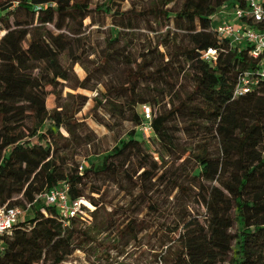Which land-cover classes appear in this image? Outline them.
Segmentation results:
<instances>
[{
	"label": "trees",
	"instance_id": "16d2710c",
	"mask_svg": "<svg viewBox=\"0 0 264 264\" xmlns=\"http://www.w3.org/2000/svg\"><path fill=\"white\" fill-rule=\"evenodd\" d=\"M112 2L0 0V206L26 211L0 264H68L77 251L86 260L91 257L92 264H125L118 256L128 246L140 247V235L150 225L136 216L133 203L108 207L98 188L86 196V181L94 175L132 182L142 190L135 197L153 212L160 210L148 194L153 180H170L173 189L193 192L203 206L194 214L177 209L174 226L160 223L163 233L177 231V237L162 241L160 253L147 256L145 264H156L158 256L161 264H264V80L233 96L239 74L259 67L260 61L249 54V45L219 36L214 19L224 7L243 6V0L151 2L140 15L171 19L175 40L164 43L161 62L123 54L118 81L106 86L104 102L98 100L111 114L129 120L130 129L89 166L70 163L64 150L56 154L61 139L68 145L61 130L75 136L81 124L77 108H47L45 102L52 103L57 84L68 81L72 65L79 62L75 41L86 18L92 13L118 21L130 18V9L120 12ZM170 3L177 4L175 10L166 8ZM20 10L24 17L17 15ZM128 23L123 27L132 28ZM209 48L216 50L215 57L203 59ZM112 57L107 51L102 65ZM85 81L77 86L85 87ZM144 83L170 86L168 107L155 109L153 117L151 111L150 120L141 105L156 108L163 99L145 92ZM146 123L174 154L169 169L159 172L155 162L152 168L145 163L135 168L127 160L136 153L151 161L143 153L144 143L135 138L136 128ZM60 184L71 198L87 197L94 206L90 223L74 217L64 225L56 207L38 198Z\"/></svg>",
	"mask_w": 264,
	"mask_h": 264
},
{
	"label": "rangeland",
	"instance_id": "374dc122",
	"mask_svg": "<svg viewBox=\"0 0 264 264\" xmlns=\"http://www.w3.org/2000/svg\"><path fill=\"white\" fill-rule=\"evenodd\" d=\"M89 1L101 3L107 0ZM153 1L155 0H113L112 7L120 12L130 9L126 13L130 17L129 19L124 18L123 21H118L109 15L92 13L91 17L84 20L79 41H75L78 46L76 52L79 62L72 65L69 72L70 79L68 81L60 80L57 84L56 94H51L52 103L47 104L45 102L47 108L60 105L58 110L62 108L63 110L71 108L73 110L77 108L78 110L75 116L81 126L77 128L75 136L69 135L62 129L61 134L66 138L68 145L65 146V139H61L54 146L58 150L56 154L61 150L66 151L70 163H81L89 166L92 162H100L103 153L109 150L118 138L125 137L126 131L130 129L129 120L120 114H111L106 107L98 103V100L104 102L103 97L106 93V86L111 83V80L118 81L117 74L120 73L118 71L122 68L123 54L135 59L140 56H154L158 62H161L159 54L165 50L164 43L170 39L175 40V25L171 19L165 20L160 16L140 15V12ZM176 7V3H170L166 8L175 10ZM17 15L24 17L26 13L20 10ZM219 18L218 15L214 17L215 20H219ZM10 20L12 22L13 18ZM129 21L132 28L123 27L127 26ZM118 32H120V37L118 40H114ZM3 33V31H0V36ZM107 51L112 52L113 57L109 59V65L103 66L101 63L103 62L102 57ZM116 57L119 59H116ZM96 66L100 67L96 69ZM84 78H86L85 87L77 86ZM144 86L145 92L150 95L158 94L159 100L163 99L156 108L150 105L153 117L155 109L168 107L170 86L160 83L158 85L144 83ZM81 95L85 97V100L81 99ZM172 122L173 125L179 127L177 120ZM144 127L143 125L136 128L135 138L144 143L143 153H148L151 156V161L144 160L141 154L136 153H129L127 160H130L135 168H138L139 164L142 163H145L146 168H152V164H154L152 162L156 163L159 172L167 167L170 168L174 154L160 143L150 129ZM177 128L175 127V132ZM172 178L177 184L182 180L175 176ZM184 183L185 181L182 184ZM172 185L170 180L166 183L153 180L148 194L153 200H157L160 206L158 212H153L148 210L140 198L135 197L142 190L124 178L120 180L111 176L94 175L86 181V196L90 195L92 190L98 188L102 192L101 198L108 207L133 203L136 216L146 219L150 225L140 235L142 241L140 247L128 246L122 250L118 259L123 263L142 262L145 264L144 259L147 256L154 258L155 253H160L162 241L168 244L170 238L177 237V231L174 234L163 233V228L160 226L162 222L174 226L177 209L185 214H194L196 210L204 211L203 206L196 201L193 192L183 194L177 188L173 189ZM168 192H171V194H168ZM92 196L97 197L98 195L94 193ZM84 199L88 200L87 197H84ZM87 261L92 263V258L89 257Z\"/></svg>",
	"mask_w": 264,
	"mask_h": 264
},
{
	"label": "built area",
	"instance_id": "2783aa9c",
	"mask_svg": "<svg viewBox=\"0 0 264 264\" xmlns=\"http://www.w3.org/2000/svg\"><path fill=\"white\" fill-rule=\"evenodd\" d=\"M243 6L233 8L224 7L226 16L220 17L216 25L219 36L228 38L233 44L249 45V54L258 59L259 67L244 71L237 77L233 96L245 94L254 88L259 81L264 80V0H243ZM216 50L209 48L202 53V58H214ZM141 111L146 120L151 119V110L148 104L141 105ZM144 128L150 129L148 123ZM47 205H54L64 225H69L71 218H79L84 223H90L94 206L83 197L71 198L65 184H60L38 195ZM26 211L18 206L4 204L0 206V254L7 246L8 238L12 235L16 224L23 220ZM112 255L116 253L112 252ZM77 260H70L68 264H92L81 251L75 253ZM119 258V256H118ZM156 264H161L157 257Z\"/></svg>",
	"mask_w": 264,
	"mask_h": 264
},
{
	"label": "crops",
	"instance_id": "0c3cea01",
	"mask_svg": "<svg viewBox=\"0 0 264 264\" xmlns=\"http://www.w3.org/2000/svg\"><path fill=\"white\" fill-rule=\"evenodd\" d=\"M218 16H220V17H225L226 14H225L223 11H220V13L218 14Z\"/></svg>",
	"mask_w": 264,
	"mask_h": 264
}]
</instances>
